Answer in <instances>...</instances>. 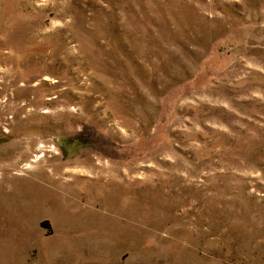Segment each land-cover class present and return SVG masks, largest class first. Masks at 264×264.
I'll use <instances>...</instances> for the list:
<instances>
[{
	"label": "rangeland",
	"instance_id": "rangeland-1",
	"mask_svg": "<svg viewBox=\"0 0 264 264\" xmlns=\"http://www.w3.org/2000/svg\"><path fill=\"white\" fill-rule=\"evenodd\" d=\"M0 264H264V0H0Z\"/></svg>",
	"mask_w": 264,
	"mask_h": 264
}]
</instances>
